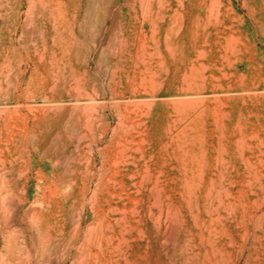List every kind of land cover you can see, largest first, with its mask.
Here are the masks:
<instances>
[{
  "label": "rangeland",
  "instance_id": "1",
  "mask_svg": "<svg viewBox=\"0 0 264 264\" xmlns=\"http://www.w3.org/2000/svg\"><path fill=\"white\" fill-rule=\"evenodd\" d=\"M0 264H264V0H0Z\"/></svg>",
  "mask_w": 264,
  "mask_h": 264
},
{
  "label": "bare ground",
  "instance_id": "2",
  "mask_svg": "<svg viewBox=\"0 0 264 264\" xmlns=\"http://www.w3.org/2000/svg\"><path fill=\"white\" fill-rule=\"evenodd\" d=\"M159 1V0H158ZM211 1V0H210ZM157 2V1H156ZM157 3H159V2H157ZM212 4H213V2H212ZM160 4H158V6H159ZM208 5H210V4H208ZM161 7V6H160ZM210 9V8H212V6L211 7H207V9ZM206 10V9H205ZM209 13L211 12V10L210 11H208Z\"/></svg>",
  "mask_w": 264,
  "mask_h": 264
}]
</instances>
